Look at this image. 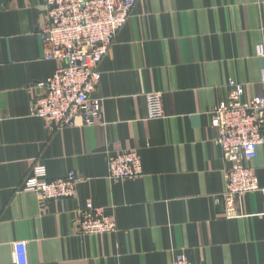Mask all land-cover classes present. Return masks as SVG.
<instances>
[{"label":"crops","instance_id":"1","mask_svg":"<svg viewBox=\"0 0 264 264\" xmlns=\"http://www.w3.org/2000/svg\"><path fill=\"white\" fill-rule=\"evenodd\" d=\"M45 0H0V264H264V146L250 162L259 190L239 217L225 219L213 197L229 164L213 143L207 112L229 81L244 98L264 95V0H139L100 62L94 92L102 116L49 129L29 112L36 84L59 67L43 60L38 27ZM161 92L164 118L147 119L145 95ZM114 141L138 152L143 176L107 179ZM48 180L72 172L76 195L40 203L22 190L32 166ZM114 217L111 235L79 233L86 203Z\"/></svg>","mask_w":264,"mask_h":264},{"label":"built area","instance_id":"2","mask_svg":"<svg viewBox=\"0 0 264 264\" xmlns=\"http://www.w3.org/2000/svg\"><path fill=\"white\" fill-rule=\"evenodd\" d=\"M139 0H45L44 19L38 27L43 60L59 67L43 83L36 84L30 105L32 116L46 122L49 129L71 128L77 119L94 126L102 116L101 101L93 95L100 82V62L107 54ZM243 86L226 84V95L207 112L209 127L215 131L213 143L229 167L224 173V190L212 203L225 219L239 217L242 198L259 190L250 162L256 149L264 146V95L244 98ZM162 93L145 95L147 119L164 118ZM107 179L122 183L141 178L142 161L134 149L114 141L105 152ZM81 179L72 172L48 180L45 169L34 165L22 190L34 193L40 203L64 201L76 195ZM74 221L79 233L88 236L111 235L117 230L114 217L104 209L86 203ZM15 264H27L26 242L13 244ZM171 264H192L184 253Z\"/></svg>","mask_w":264,"mask_h":264}]
</instances>
